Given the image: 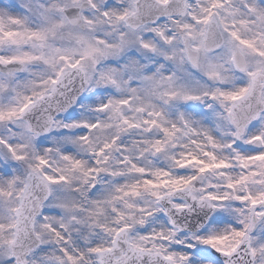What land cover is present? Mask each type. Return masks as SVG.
<instances>
[{"label":"snow or ice","instance_id":"6c2138e0","mask_svg":"<svg viewBox=\"0 0 264 264\" xmlns=\"http://www.w3.org/2000/svg\"><path fill=\"white\" fill-rule=\"evenodd\" d=\"M133 46L151 65L146 71L135 63L124 66L127 79L117 68L100 71L98 79L90 71ZM184 68L194 72L182 76ZM74 76L82 87L89 82L115 90L95 109L110 113L107 124L60 122L52 113L57 97L65 98L57 111H68L76 99L65 92ZM37 113L42 124L33 123ZM102 128H115L116 135L97 152L88 133ZM56 129L79 130L65 139L102 157L97 165L121 150L127 132L141 134L137 143L155 155L183 148L169 157L180 174L124 156L129 173L143 178L116 189L113 199L129 211L113 208V228L88 222L111 234L110 245L77 247L69 229L83 222L75 215L60 223L41 220L42 199L33 198L36 189L47 198L83 168L69 155L60 157L66 167L54 168L36 152L33 141ZM22 162H28L23 180L13 175ZM0 173L11 177L0 182V233L5 220L14 233L0 245V264H35L38 252L49 251L45 264H86V253L96 264H264V0H0ZM208 176L222 183H200ZM178 193L184 196L173 199ZM144 194L167 206L153 211L131 201ZM60 207L72 211L70 203ZM197 207L215 215L189 234L176 215ZM135 212L143 214L141 225L157 212L167 215L170 227L130 235L127 220H136ZM102 213L97 208L92 215Z\"/></svg>","mask_w":264,"mask_h":264},{"label":"clouds","instance_id":"9594fccd","mask_svg":"<svg viewBox=\"0 0 264 264\" xmlns=\"http://www.w3.org/2000/svg\"><path fill=\"white\" fill-rule=\"evenodd\" d=\"M123 2V0H122ZM135 63L140 65L142 69L146 71L145 66H151L149 62L144 58V54L137 49L135 46L129 47L125 52L116 56H109L98 65L93 66L90 71L97 74L107 68H117L122 72V78L127 79L128 73H123V68L126 64ZM174 69V66H170ZM181 75H185L189 72H194L190 68H184L178 70ZM150 74V73H149ZM74 82L66 90V96L68 99L75 97L72 100L71 107L68 111H57V102L60 106L65 105V98L57 97L56 101L53 102L52 113L56 116L57 120L60 122H71L73 118L86 119L92 122L96 119H100L102 123L107 124L109 122L110 113H99L95 109L100 103H103L106 99L111 97L115 90L111 88H104L103 85H96L89 82H85L83 87L81 86V80L78 76H74ZM137 85H133L136 87ZM146 95V94H145ZM39 113L34 114L32 117L34 124H42V121L38 119ZM175 119V117H173ZM79 130L71 129L67 132L63 129L53 130L51 133L42 134L41 137H37L33 141V145L38 154L46 156L53 162V167H66L63 160L60 159L61 155H69L73 160H79L82 162L83 168L74 173H69L70 183L61 184L53 186L52 193L47 198L45 193L36 189L33 198L43 202V212L41 215V220L43 216H48L54 223H60L62 217L75 215L83 223L78 226H73L69 229L71 240L73 245L80 247L81 244L93 243L100 244L101 246L110 245L111 234L103 231L101 228H88L87 224L89 221L92 223H98L100 225H106L108 228H113L117 226V215L113 211V208L119 209L120 212L127 213L129 210L124 207L123 200H114L113 198L118 196L119 193L116 191L118 187L125 184L134 183L137 180H142V177H138L134 174L129 173V165L122 164L121 161L124 156H130L132 161L137 165L153 170L157 168H166L173 172L174 175H179L176 166L173 164L172 160L169 158L172 155L178 156L183 148L170 149L168 153L161 155H155L146 150V146L137 143L140 135L136 132H127L121 135L120 140V151L111 150L106 155L109 157L108 162L103 165H97V159H103L93 154V152L81 142H69L65 139L67 135L79 136ZM93 141V147L98 152L103 148L104 144L112 139L116 135V129H99L88 133ZM52 148L51 153L47 152V148ZM32 151L31 149L29 150ZM103 167L107 169L105 172L99 173L97 176L89 177L87 175V170L93 168ZM123 172V176H113L109 173ZM28 172V162H22L18 167L13 170V175L19 176L21 180L26 178ZM191 174V173H189ZM11 179L10 176H4L0 173V182ZM216 183L220 184L222 181L215 176L203 177L200 183ZM93 185L96 187L93 188ZM184 196L183 193H178L173 199H180ZM131 201L135 203L138 207H143L156 211L157 208H163L167 206V202L157 204L153 201V198L144 194L141 198L136 199L131 198ZM64 203H70L72 206V211L66 213L65 209L60 207ZM100 208L103 210L102 215L99 217H94L92 214ZM207 214V215H206ZM136 220H127V223L131 224L132 232L130 235H136L141 228L150 227L155 229H163L165 232L168 231L170 225L167 223L168 216L161 215L157 212L151 218L146 219V223L141 225L138 221L143 216L140 212H135ZM215 213L209 209L195 208L191 215H176V220L178 223L186 225V231L191 234L198 230L199 224L202 222L204 224L208 223V219L214 216ZM201 217H204L201 220ZM67 222V220H65ZM5 231L0 233V245H4L11 241L14 237V233L9 229V224L5 220ZM195 226V227H193ZM221 224L219 227H223ZM43 234V233H42ZM183 238V237H181ZM47 242V238H46ZM84 250V249H82ZM51 251L41 253L38 252L32 259L35 264H45V257L49 256ZM2 259V257H0ZM86 264H96V258L94 256H89L85 254Z\"/></svg>","mask_w":264,"mask_h":264}]
</instances>
